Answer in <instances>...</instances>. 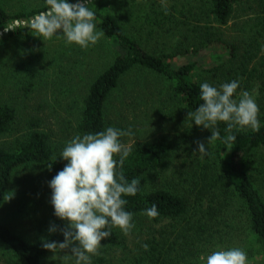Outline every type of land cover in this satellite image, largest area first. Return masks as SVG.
<instances>
[{
    "label": "trees",
    "instance_id": "1",
    "mask_svg": "<svg viewBox=\"0 0 264 264\" xmlns=\"http://www.w3.org/2000/svg\"><path fill=\"white\" fill-rule=\"evenodd\" d=\"M87 6L96 13V30L104 32L112 56L88 82L75 130L80 134L106 130V101L119 90L118 101L125 103L132 120L125 125L118 122L116 129H130L136 137L123 172L129 183L140 179V191L122 198L133 218L147 222L132 246L113 227L111 236L101 240L99 253L119 248L123 257L118 263L111 258V264H206V257L214 251L239 248L246 252L247 264H264V0H124L122 18L104 8L102 0H88ZM238 7L243 11L237 17L239 27L227 33ZM47 8L43 4L30 11H9L0 0V45L10 36L34 32L29 21L8 29L14 20ZM177 33L168 51L155 46L160 38ZM214 44L216 63L196 58L200 49ZM82 54L77 51L71 63L85 62ZM202 68L216 73L222 84L238 80L236 92H254L260 109L258 132L229 131L226 122H218L220 138L208 142L211 130L194 123L177 142L174 136L153 137L152 124L159 121L149 124L147 119L163 120L167 110L188 114L203 103L201 83L193 77ZM132 71L166 83L157 88L159 92L144 80H135L137 85L121 90ZM17 116L16 106L0 104V138H5L0 142V246L21 264H75V257L68 255L70 250L53 253L42 247L45 239L64 240L59 231H48L52 224L63 227L66 223L54 215L49 181L67 161L51 144L41 114L28 113L18 128ZM138 123L143 127L137 128ZM229 134L236 141L226 148L223 139ZM196 141L205 143L207 155H201ZM114 158L119 161V156ZM25 166H30L29 174L20 182L17 176ZM34 166L42 172L33 175ZM168 170L172 177L165 179ZM120 171L117 163V174ZM151 179L158 184L150 185ZM9 203H15L19 215L24 212L32 230L6 222L3 214ZM153 203L159 215L149 220L143 213ZM143 244L149 246L147 251ZM102 255L92 256L91 264H108Z\"/></svg>",
    "mask_w": 264,
    "mask_h": 264
},
{
    "label": "clouds",
    "instance_id": "2",
    "mask_svg": "<svg viewBox=\"0 0 264 264\" xmlns=\"http://www.w3.org/2000/svg\"><path fill=\"white\" fill-rule=\"evenodd\" d=\"M46 4L47 11L31 19L29 26L35 36L50 40L62 32L67 45L76 44L85 50L104 36L103 31L96 30V13L88 8V0H76L75 3L46 0ZM164 13L169 14L166 5ZM238 87V80L224 83L219 88L207 82L200 85L203 103L194 112L190 111L188 117L196 126L211 130L208 142L220 138L216 130L218 122H226L229 131L233 128L237 131L250 129L254 133L260 130L258 104L248 91H243L238 101L233 99ZM131 135L130 129L108 127L94 134L77 135L66 144L59 157L67 163L49 181L54 215L66 223L63 227L52 224L48 231L50 234L59 231L64 240L45 239L42 242L44 249L53 253L70 250L75 264H91V257L100 254L101 240L111 236L113 227L119 228L124 235L131 233L135 227L133 213L125 210L127 200L122 196H135L140 191V179L134 178L130 183L126 179L123 165L131 148L120 140ZM235 141L236 136L229 134L223 144L227 148ZM195 143L202 156L208 154L204 142ZM116 156H119L118 162ZM117 163L121 168L119 174ZM48 168L51 170V164ZM143 214L149 220L155 219L159 215L157 205L153 203ZM142 247L145 251L149 248L147 244ZM247 261L246 252L239 248L214 251L206 257V264H247Z\"/></svg>",
    "mask_w": 264,
    "mask_h": 264
},
{
    "label": "rangeland",
    "instance_id": "3",
    "mask_svg": "<svg viewBox=\"0 0 264 264\" xmlns=\"http://www.w3.org/2000/svg\"><path fill=\"white\" fill-rule=\"evenodd\" d=\"M73 1L76 0H70L69 2L72 3ZM1 2L9 11H30L46 4V0H1ZM123 2L124 0H102L103 7L114 13L118 18H122ZM36 15H30L22 20H14L13 24L8 26V29L12 25L24 24L27 21L31 22V19ZM242 15L243 11L238 7L235 16L227 24L225 30L227 33L237 30L239 27L237 17H241ZM35 35V32H26L25 34L10 36L0 45V104L8 103L17 107V128L22 127L18 125L21 121L23 123V118L28 113L41 114L45 119L43 124L50 132L51 144L60 155L69 141L77 135H84L75 130L76 121L82 111V96L85 94L86 86L90 79L94 77L99 69H102L111 61L112 50L108 46L106 38L103 37L96 45H90L85 50L76 44L67 45L64 35L53 36L50 40H43L42 37L40 38ZM178 36V33L169 35L168 37L160 38L154 44L160 49L168 51ZM77 51L85 53L81 56V59L85 62L71 63ZM216 53L217 44L210 45V47L204 46L203 49H200V53L196 58L204 59L205 62L214 64L216 63ZM193 77L201 84L207 82L217 88L222 85V80L216 73L204 71L203 68L194 72ZM135 80L139 82L142 80L146 81L147 84L152 86L154 91L166 83L159 80L156 76H144L142 73L132 71L127 75L124 85H120V89L123 90L129 85H131L130 87L137 85ZM157 92L159 91L157 90ZM242 92V90H238L234 99L238 101ZM118 93L119 90L116 89L114 94L110 95L106 101L107 115L105 119L108 123L106 129L108 127L117 128V123L120 121L124 122L125 125L128 120H132L131 112L125 107V103H119ZM251 96H254V92H252ZM122 115L124 116L122 117ZM146 121L149 124L152 121H159L152 124L153 137L168 135V138H171L174 136L177 139L176 142L179 141L183 130L194 124V121L188 117V114L180 110L178 112H169L167 110V114H164L163 120L155 117ZM142 127L141 123H138L137 128ZM161 127H164V129ZM3 139L0 138V142ZM135 139L134 134L120 138L121 142L128 147L131 146ZM29 169L30 166H25L21 169V173L19 172L17 176L18 181L21 182V178L29 174ZM38 172H42V168L34 166L32 174L35 175ZM166 174L165 179L172 177L170 170L166 171ZM251 176L253 178V174ZM149 184H158V181L151 179ZM23 214L24 212L20 215L16 212L15 203H9L3 215L6 222L10 223L13 227H18L21 230H32L31 228L34 226ZM132 223H134L135 227L129 235H124L116 227L120 238L125 239L128 246H132V243L137 241V238L141 235L143 226L147 224L144 218L140 217L133 218ZM119 253V248H109L105 252H100V255L103 254L102 256L106 257V263L111 258L115 263H118L119 259L123 257ZM68 255H72L70 251ZM45 263L49 264L48 261ZM0 264L21 263H18L6 254L5 249L0 246ZM108 264H111V262Z\"/></svg>",
    "mask_w": 264,
    "mask_h": 264
},
{
    "label": "water",
    "instance_id": "4",
    "mask_svg": "<svg viewBox=\"0 0 264 264\" xmlns=\"http://www.w3.org/2000/svg\"><path fill=\"white\" fill-rule=\"evenodd\" d=\"M76 1H73L72 3H75Z\"/></svg>",
    "mask_w": 264,
    "mask_h": 264
}]
</instances>
